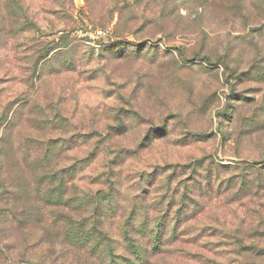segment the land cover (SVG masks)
Returning a JSON list of instances; mask_svg holds the SVG:
<instances>
[{"label":"rangeland","instance_id":"obj_1","mask_svg":"<svg viewBox=\"0 0 264 264\" xmlns=\"http://www.w3.org/2000/svg\"><path fill=\"white\" fill-rule=\"evenodd\" d=\"M131 221L147 264H264V0H0V264Z\"/></svg>","mask_w":264,"mask_h":264},{"label":"trees","instance_id":"obj_2","mask_svg":"<svg viewBox=\"0 0 264 264\" xmlns=\"http://www.w3.org/2000/svg\"><path fill=\"white\" fill-rule=\"evenodd\" d=\"M109 191L110 193L105 194L104 200H107V203H109L113 207V203H116V199L112 197L114 195V191ZM60 192V197L62 200L64 198V190L61 189ZM49 195L52 196L51 194ZM161 224L162 223H158L156 225L149 222H140L139 225L142 228L144 235H147L148 237L147 240H141L135 237V234H133L134 229L136 228V222L131 221L128 225L124 226V229L122 230V237L126 244L127 250L123 252H117L116 250H112L111 248V250H108L107 252L105 250H101L100 252H106V256L109 258V264H147L151 257H153L158 252L164 251L159 250L162 245L166 244L163 242L165 238L163 234L164 230H162ZM92 228L94 232L100 231L99 233L103 235L102 239L106 240L107 244L110 247L113 238H111L109 232L103 229L98 230L101 228V225H98L96 223H94ZM79 232L84 234V232L82 231H75V233ZM28 264H34V262L29 260Z\"/></svg>","mask_w":264,"mask_h":264},{"label":"built area","instance_id":"obj_3","mask_svg":"<svg viewBox=\"0 0 264 264\" xmlns=\"http://www.w3.org/2000/svg\"><path fill=\"white\" fill-rule=\"evenodd\" d=\"M103 33H104L103 31L100 32L101 35H102Z\"/></svg>","mask_w":264,"mask_h":264}]
</instances>
